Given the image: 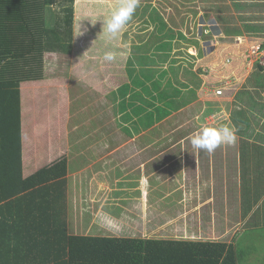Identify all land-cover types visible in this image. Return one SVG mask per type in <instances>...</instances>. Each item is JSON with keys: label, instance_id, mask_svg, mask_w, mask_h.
Segmentation results:
<instances>
[{"label": "rangeland", "instance_id": "374dc122", "mask_svg": "<svg viewBox=\"0 0 264 264\" xmlns=\"http://www.w3.org/2000/svg\"><path fill=\"white\" fill-rule=\"evenodd\" d=\"M85 1L94 16L83 17L82 26H86L90 36L100 35L109 45L95 61L97 68L106 71L104 82L99 80L98 70L90 78L79 77V68L74 65L72 55L47 53L45 63L48 78L62 79L68 91L66 109L59 110L61 112L54 119L60 120V124L55 132L53 128L50 132L69 138L66 161L70 164L66 169L70 232L191 239L208 231L221 236L223 227L228 226L230 228L224 232L229 231L226 236L232 237L235 229L246 220H241L243 179L239 170H244V165L239 145L243 139H250L249 143L262 144L264 148V89L258 91L253 86L262 84L264 70H259V65H264L252 52L264 38L237 37L224 34L221 29L215 31V23L210 20L219 12V6L228 12L230 27L241 28L247 23L250 18L247 14L243 16L248 18H241L242 11L238 8L237 14L233 13L235 0H139L132 18L119 32L121 44L127 49V54H122L119 46H110L113 38L107 34L106 21L109 13L116 11L123 0ZM260 4V12H264V3ZM52 10L49 9L48 16L53 24L60 11L58 7ZM260 17L262 22H248V25L254 23L264 27V14ZM171 31L173 38L167 36ZM170 40L172 44H169ZM162 43L168 45L162 46ZM221 43L243 45L241 57L245 63L238 68H244V71L239 74L241 78L237 79L235 75L219 84H209L201 78L211 70L205 59L213 57ZM108 51L115 54V59L104 63L103 56ZM123 56H129L126 64ZM228 61L233 62L234 58L229 57ZM144 66L154 72L151 79L143 75ZM251 67L256 69H252L251 77L245 80ZM136 78L144 79L149 86L157 82L159 87L154 91L157 95L166 92L163 91L165 88L171 92L167 91L165 102L155 100L138 85L140 82H134ZM123 82L126 84L122 87L124 93L118 89ZM169 82L170 87L167 86ZM103 83L105 87L102 88ZM223 86L237 87L232 93L218 94L216 90ZM134 90L140 92L137 97ZM176 90H180V94ZM245 92L250 96L247 97L252 103L250 106L241 100ZM172 100L176 101V107L161 120L148 125L140 118L147 112L134 110L136 104L151 112L155 109L153 103L163 105ZM123 105L127 107L124 109ZM243 114L249 118L251 127L248 133L241 135L233 117H244ZM37 123V127L46 125L41 119ZM221 126L237 130L235 144L223 145L211 153L192 148L190 139L202 128ZM260 155L264 158V151ZM238 159H241L240 164ZM29 162L32 165L33 160ZM182 169L190 173L187 180H182ZM215 172L211 182L209 179L200 184V188L208 187L213 192L212 199L186 196V189L196 188L195 181ZM124 189L127 193L122 194L120 191ZM122 209L124 218L107 213L114 211L113 214H117ZM179 220L186 224L184 230ZM145 221L147 226H152L148 234H144L146 230L139 225ZM76 224L80 228H75ZM207 226H210L209 230ZM190 227L194 231L189 232ZM249 237L251 243L252 235ZM255 242L261 249L257 237ZM261 242L264 243V239ZM260 259L264 264L262 252ZM255 261L258 257L252 254L245 264Z\"/></svg>", "mask_w": 264, "mask_h": 264}, {"label": "trees", "instance_id": "16d2710c", "mask_svg": "<svg viewBox=\"0 0 264 264\" xmlns=\"http://www.w3.org/2000/svg\"><path fill=\"white\" fill-rule=\"evenodd\" d=\"M85 2L0 0V264H245L252 254L258 257L254 264H262L264 243L261 242L260 249L255 238L259 242L264 239V159L260 163L257 160L264 150L257 144L252 149H241L243 159L251 156L257 160L255 166L247 165L255 168L254 174L242 175L243 215L254 212L253 227L234 242L70 233L66 169L70 164L66 161L69 138L54 133L60 124V120L54 119L59 110L66 109L68 91L62 79L48 78L45 63L47 53L72 55L79 77L90 78L98 70L99 80L104 82L106 71L97 68L95 61L109 45L100 35L90 36L86 26H82L83 17L94 16ZM53 7H58L60 13L52 24L48 13ZM112 14L109 13L108 20ZM213 28L219 31L217 26ZM167 36L173 38L172 31ZM120 37L121 33L110 46H119L121 53L127 54ZM242 46L219 44L214 56L205 59L211 70L201 77L204 82L219 84L235 75L241 78L239 74L244 68L238 66L245 63ZM229 57L234 61L229 62ZM128 59L129 56H123L125 64ZM142 68L143 75L151 79L154 72ZM135 81L155 100L165 102L169 89L157 95V82L149 86L142 78ZM124 82L118 87L122 93ZM236 87H223V93H232ZM176 92L180 94V90ZM134 94L137 97L140 92L134 90ZM174 104L173 100L163 105L153 103L155 109L151 112L135 104L134 110L147 112L140 118L148 125L161 120L176 107ZM40 119L46 125L37 127ZM247 125L248 120H242L239 126ZM52 128L54 132H50ZM244 142L248 143L243 139L241 143ZM250 235L254 246L248 242Z\"/></svg>", "mask_w": 264, "mask_h": 264}, {"label": "crops", "instance_id": "0c3cea01", "mask_svg": "<svg viewBox=\"0 0 264 264\" xmlns=\"http://www.w3.org/2000/svg\"><path fill=\"white\" fill-rule=\"evenodd\" d=\"M234 2H235V5H234L235 12H233V13H236L237 14V8H238V9H240L242 11L241 12V18H248V17H250V18L247 19V23H244V25L241 28L240 27H230L232 25H228V21H230V19L228 18L229 16H227L228 15V12L225 11L223 8H220V6L217 8V11H219V12L216 13V15L213 16L210 21L214 22L215 23V26H217L219 30L221 29L224 34L225 33L226 34L227 33L229 34V32H234L235 34H229V35H236L237 37L247 36L248 38H250V37H253V38L263 37L264 38V30H263L264 27H262L261 25L260 26L259 25H255L254 23H250V25H248V22H262L263 21V20H260V18H261L260 15H263L264 14V12H260V10H261L260 9V7H261L260 6L261 5L260 2L261 3H264V0H235ZM244 13L247 14L248 17H244L243 16ZM237 18H238V16H237ZM209 29L211 30V28H209ZM248 34H249V36H248ZM259 67H260L259 70H261V71L264 70V67L263 66L259 65ZM252 69H253V71H255L256 68L254 69L253 67H251V69L248 72L247 77L245 78V80L247 78H250L251 77V75L253 73L252 72ZM201 77H203V76H201ZM245 80H244L243 84L245 83ZM253 86H256V87H254V89L256 88L255 90H258V91H259V89L260 90L261 89H264V79H263L262 84H260V85H255L254 84ZM252 92L253 91H251L249 94H252ZM249 94L242 93V95H245V97L243 99H241L242 102H244V105H249L250 106L252 104V103L248 102V100H247V97L248 98L250 97ZM240 106H243V105L241 104ZM236 117L237 116H235V118ZM240 117H241V119H240ZM235 118H234V120H235ZM242 120H248V125L245 126V127L239 126V125H241ZM235 123H236L235 125L238 127V131H239V133L241 135H244V134L248 133V130L251 127V122H250L249 118H247L246 115H244V117L242 115L239 116V118L237 117L236 120H235ZM246 140L248 141V143L247 142H244L243 144L241 143V145H239L240 146V150L242 149V146L244 148L247 147L248 149H252V146H254L253 143H249L250 139H246ZM260 146H262V144H260ZM167 150H168V147H167ZM262 150H264V148ZM248 151H252V150H248ZM240 155L242 157L241 152H240ZM261 156L262 155H260V157L257 159L259 161L258 163H260L261 160L264 159ZM240 160L241 159H238L239 164H240ZM257 160H255L251 156L249 158H244L242 165H244V168L245 169L244 170L243 169L239 170V176L242 177L243 174H245V176H248V175L251 176V175H253L254 174V171H255L254 170L255 168H253V169L252 168H247L248 167L247 165H249V166H255L257 164ZM234 165H236L235 162H234ZM192 169L193 168H191V170ZM192 171H195V170H192ZM196 171H198V169H196ZM183 172H184V175H183L184 177H182V180H185V179L187 180V177L189 176L190 173L187 172V171L185 172L184 170H183ZM227 172L229 173V168H228ZM234 172H235L234 175L236 176V170H234ZM193 175H195V174H193ZM215 175H216V172L215 173H211V174L206 175V176L203 175L202 178H201V180L195 181L197 183L196 184V188L186 189L187 190V193H188V195H186V196L198 195V196H200L202 198L204 197V198L209 199V200L212 199L214 197L213 192L210 191L208 187L207 188H204V187L203 188H200V184H201V181L209 180V179H210V182H211L213 180V178L215 177ZM204 183H205V181H204ZM185 187H187V183H186V186ZM240 191L242 192V198H243V194H244V186H243V184L241 185ZM120 192H123L122 194L127 193L126 192V189L121 190ZM122 194H120V195H122ZM254 210H255V208H254ZM107 213L110 214L111 216H115L116 218H124V216H125L124 215L125 211L123 209L120 211V213H117V214H113L114 211H110V212H107ZM243 213L241 215V220L246 219L245 220V223L242 224L240 228L235 229L234 234H232V237H227L226 236L229 231H226V232H224V231L226 229H229L230 227L225 226L226 228L223 227V230L224 231H223V233H222L221 236H219V233H217V232L214 234V232L212 233L211 231H208L207 233H204L203 235L200 234L201 237L200 236H198L196 238H193L192 237L191 239H184L183 237H181V240H193L194 239V241H226L228 243L234 242L237 237L239 238L241 235L245 234L247 230H251L252 227H253L252 224H251V222H252V215H253L254 212L252 211L246 217H244ZM101 215H103V214L101 213ZM179 222H180V224L182 226V229L184 230V227H186V224L185 223H182L180 220H179ZM150 223H151V221H150ZM146 224H147L146 221H145V223L144 222L139 223V225H141V227L146 230V231H144V234H148V232H150V230L152 229L151 224L148 225V226ZM155 226H156V224L154 223V228H155ZM78 227L80 228V226L76 224L75 228H78ZM192 227L195 228L194 226H192ZM209 227L210 226H207L208 230H209ZM191 229L192 228L190 227L189 228V232H190ZM69 230H70V222H69ZM191 231H194V230L192 229ZM70 233H73V232H70ZM74 234H81V233H78L77 232V233H74ZM148 238H150V237H148ZM176 239H179V238H176ZM260 243H261V239H260Z\"/></svg>", "mask_w": 264, "mask_h": 264}, {"label": "clouds", "instance_id": "9594fccd", "mask_svg": "<svg viewBox=\"0 0 264 264\" xmlns=\"http://www.w3.org/2000/svg\"><path fill=\"white\" fill-rule=\"evenodd\" d=\"M138 4L139 0H123L121 6L113 12L111 18L106 21V31L110 39L115 38L121 29L130 21ZM103 59L113 61L115 54L108 51L104 54ZM236 141L237 130L229 126L204 127L190 139L191 146L194 150L209 153L223 145L235 144Z\"/></svg>", "mask_w": 264, "mask_h": 264}, {"label": "built area", "instance_id": "2783aa9c", "mask_svg": "<svg viewBox=\"0 0 264 264\" xmlns=\"http://www.w3.org/2000/svg\"><path fill=\"white\" fill-rule=\"evenodd\" d=\"M252 52L257 55L258 60L260 61V64L264 65V45L263 43L256 45L252 48ZM224 88L220 87L217 89L218 94H222Z\"/></svg>", "mask_w": 264, "mask_h": 264}]
</instances>
